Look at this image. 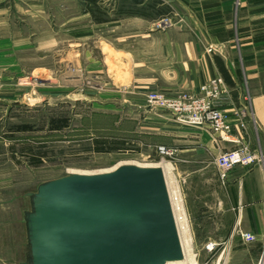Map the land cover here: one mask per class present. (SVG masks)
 Returning <instances> with one entry per match:
<instances>
[{
	"label": "crops",
	"instance_id": "obj_1",
	"mask_svg": "<svg viewBox=\"0 0 264 264\" xmlns=\"http://www.w3.org/2000/svg\"><path fill=\"white\" fill-rule=\"evenodd\" d=\"M160 1L172 8L173 24L166 28L152 23L151 0H89L88 6L83 0H0V69L12 76L8 66H17L20 51L34 49V26L53 38L55 27L79 36L88 24L102 33L109 27V38L101 35V55L111 62L112 91L126 98H96V119L110 118L141 146L176 150V161L169 162L173 176L164 165L170 191L180 197L181 239L191 264H264V166L236 167L223 181L216 165L220 153L242 143L264 150V0ZM105 4V19L96 20ZM85 39L78 38L74 59L86 58ZM104 42L110 51H103ZM219 75L225 79L220 107L231 124L222 135L179 123L146 101L152 90L199 93ZM241 231L256 240L245 241Z\"/></svg>",
	"mask_w": 264,
	"mask_h": 264
},
{
	"label": "rangeland",
	"instance_id": "obj_2",
	"mask_svg": "<svg viewBox=\"0 0 264 264\" xmlns=\"http://www.w3.org/2000/svg\"><path fill=\"white\" fill-rule=\"evenodd\" d=\"M83 2L89 5V0ZM160 2L151 0L149 6L156 27L162 17L173 16L170 3ZM102 7L97 12L104 14L109 5ZM134 11L141 13L138 8ZM54 30L55 38L47 36L45 27L34 26V49L20 51L17 66H8L14 69L12 76L0 69V264H38L44 257V237L42 250L39 254L35 250L33 221L38 215V199L47 188L56 191L66 178L108 172L121 164L151 166L177 158L176 154L164 157L156 146L133 142L132 137L112 127L110 118L96 119V98L104 102L126 98L124 93L112 91L111 69L107 68L111 62L101 55V35L109 38L110 28L102 33L88 24L81 36L69 32L64 35L57 27ZM79 37L86 38L81 49H87L86 58L82 53L80 61L74 59ZM108 46L104 42L103 51H110ZM63 118L68 125L54 129ZM97 139L111 142L108 146L113 148L94 150ZM39 151L46 157L42 164L35 165L33 155ZM169 166L168 176H173L174 169ZM212 174L209 169L207 175ZM172 195L175 199L176 194ZM185 248L189 256V246Z\"/></svg>",
	"mask_w": 264,
	"mask_h": 264
},
{
	"label": "water",
	"instance_id": "obj_3",
	"mask_svg": "<svg viewBox=\"0 0 264 264\" xmlns=\"http://www.w3.org/2000/svg\"><path fill=\"white\" fill-rule=\"evenodd\" d=\"M38 264H165L184 258L164 171L122 165L66 178L51 191Z\"/></svg>",
	"mask_w": 264,
	"mask_h": 264
},
{
	"label": "built area",
	"instance_id": "obj_4",
	"mask_svg": "<svg viewBox=\"0 0 264 264\" xmlns=\"http://www.w3.org/2000/svg\"><path fill=\"white\" fill-rule=\"evenodd\" d=\"M172 24L173 20L165 16L160 19L158 27L166 28ZM224 83L225 79L219 75L203 83L199 93L182 92L168 96L162 91L152 90L147 93V103L151 108L169 112L179 123L208 127L214 134L222 135L231 127L227 115L220 107ZM156 151L164 157L176 153L175 149L166 145H156ZM216 165L221 179L225 181L236 167L264 166V150H256L248 143H242L238 148L220 153L216 157ZM175 196L176 200L180 199L179 195ZM241 234L247 242L256 240L252 232L241 231ZM207 247L213 249L214 244L210 242Z\"/></svg>",
	"mask_w": 264,
	"mask_h": 264
},
{
	"label": "bare ground",
	"instance_id": "obj_5",
	"mask_svg": "<svg viewBox=\"0 0 264 264\" xmlns=\"http://www.w3.org/2000/svg\"><path fill=\"white\" fill-rule=\"evenodd\" d=\"M134 163V162H133ZM123 165H136V166H140V167H160L163 169L165 177H166V183H167V187H168V191H169V195H170V200L173 206V211H174V216H175V220L177 223V227L179 225V219L181 218L180 215L177 214L176 209L174 210V207H180L179 201L176 202L172 192L170 191V187H169V183H168V178H167V169L166 166L164 165V163H157L155 165L151 166H142L140 164H123ZM122 166V164L120 165ZM118 169V167L114 168L113 170H110L108 172L114 171ZM101 173H106V172H101ZM98 174V173H96ZM100 174V173H99ZM80 175H90V174H80ZM53 192H51V189L47 188V192H45L42 195V198L39 197L38 199V205H37V216L33 221L34 227H35V231L36 233H34V245H35V250L37 252V254H39V252L42 250L41 245V241L43 240V234H44V223L55 219V212H54V204H55V199L54 198H50L49 195L52 194ZM42 199H44V201H41ZM179 209V208H178ZM180 227V225H179ZM178 227V232L180 235V239H181V231L180 228ZM45 239V238H44ZM182 242V247H183V251H184V258L182 259H175V260H166L165 264H191V258L190 256L186 255V249L183 243V240L181 239ZM45 250V246L43 247L42 253H44ZM194 258V257H193ZM194 260V259H193Z\"/></svg>",
	"mask_w": 264,
	"mask_h": 264
},
{
	"label": "trees",
	"instance_id": "obj_6",
	"mask_svg": "<svg viewBox=\"0 0 264 264\" xmlns=\"http://www.w3.org/2000/svg\"><path fill=\"white\" fill-rule=\"evenodd\" d=\"M93 2L95 0H92ZM100 15L96 16L95 15V10L93 9V14L96 16V20H104V18L102 17L103 13L99 12ZM225 74H226V71L225 69H222ZM55 122V120L53 121ZM60 123H57L55 126H54V129H60V128H63L64 126H67L68 124L67 123V119L66 118H63L61 120H59ZM27 127V125H26ZM28 128V127H27ZM111 142L109 141H106V140H101V139H97L95 141V145L93 147L94 150L98 151V152H102V151H105L106 149L107 150H110L112 149L113 147L111 146H108ZM45 157H46V153H42V151H39L37 154H34L33 155V158H34V164L35 165H40L43 163V161L45 160Z\"/></svg>",
	"mask_w": 264,
	"mask_h": 264
}]
</instances>
